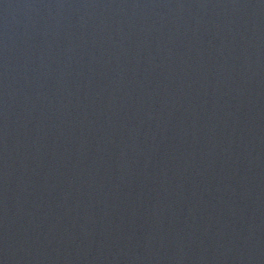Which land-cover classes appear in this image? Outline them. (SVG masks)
Here are the masks:
<instances>
[{"label": "water", "instance_id": "1", "mask_svg": "<svg viewBox=\"0 0 264 264\" xmlns=\"http://www.w3.org/2000/svg\"><path fill=\"white\" fill-rule=\"evenodd\" d=\"M0 264H264V0H0Z\"/></svg>", "mask_w": 264, "mask_h": 264}]
</instances>
